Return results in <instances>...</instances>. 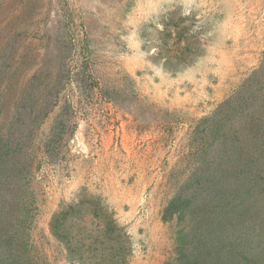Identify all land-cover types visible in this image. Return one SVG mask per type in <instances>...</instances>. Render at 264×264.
<instances>
[{
	"label": "rangeland",
	"instance_id": "obj_1",
	"mask_svg": "<svg viewBox=\"0 0 264 264\" xmlns=\"http://www.w3.org/2000/svg\"><path fill=\"white\" fill-rule=\"evenodd\" d=\"M0 264H264V0H0Z\"/></svg>",
	"mask_w": 264,
	"mask_h": 264
}]
</instances>
